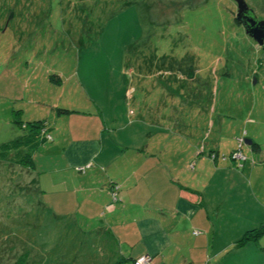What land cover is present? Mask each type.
Listing matches in <instances>:
<instances>
[{"label":"rangeland","instance_id":"374dc122","mask_svg":"<svg viewBox=\"0 0 264 264\" xmlns=\"http://www.w3.org/2000/svg\"><path fill=\"white\" fill-rule=\"evenodd\" d=\"M244 1L264 21V0ZM235 6L234 0H0V264L98 262L81 217L77 226L67 225L71 213L55 220L42 208L29 169L17 162L36 146L22 142L27 122L41 120L46 140L85 139L99 137L105 126L98 110L120 126L142 108L156 127L185 124L186 144L202 153L216 147L219 159L233 151L245 157L250 136L264 156V40L259 46L245 33Z\"/></svg>","mask_w":264,"mask_h":264},{"label":"crops","instance_id":"0c3cea01","mask_svg":"<svg viewBox=\"0 0 264 264\" xmlns=\"http://www.w3.org/2000/svg\"><path fill=\"white\" fill-rule=\"evenodd\" d=\"M137 114L114 126L116 117L98 110L105 125L99 137L46 140L38 132L28 169L42 208L55 220L71 213L68 226L81 217L97 264H132L143 254L150 264H264L260 141L245 138L240 162L219 159L216 147L211 156L186 144L185 124L171 131L143 117L142 108ZM132 135L137 139L127 142Z\"/></svg>","mask_w":264,"mask_h":264},{"label":"water","instance_id":"95a60500","mask_svg":"<svg viewBox=\"0 0 264 264\" xmlns=\"http://www.w3.org/2000/svg\"><path fill=\"white\" fill-rule=\"evenodd\" d=\"M236 10L234 19L243 27L245 33L251 37L257 45H262L264 40V21H256L252 11L244 0H234ZM248 145L250 141H245Z\"/></svg>","mask_w":264,"mask_h":264},{"label":"trees","instance_id":"16d2710c","mask_svg":"<svg viewBox=\"0 0 264 264\" xmlns=\"http://www.w3.org/2000/svg\"><path fill=\"white\" fill-rule=\"evenodd\" d=\"M263 48H264V45H263ZM18 122V121H17ZM19 123V122H18ZM28 124H29V131L27 132V134L26 135H22L21 136V138L23 139L22 140V142H25L26 140H27V142L28 143H30V140H34L35 139V137H39V136H37L38 134V132L40 133V136L42 135H44V138H46L45 137V127H44V125H43V122H41V120H39V121H37V122H27ZM41 136V137H42ZM41 139V138H40ZM12 142V141H11ZM10 142V143H11ZM27 142H25V143H27ZM9 143H7V144H4L5 146L6 145H8ZM253 146H256V144L255 143H253L252 144ZM212 153H210L209 155H211ZM214 154V153H213ZM18 163H22V166L23 167H27V168H29V164H30V159H29V154H26V153H24L23 155H21V158L20 159H18V161H17ZM263 228V226L259 229V230H261ZM21 256H19L18 258H20ZM133 261V260H132ZM18 264V263H17Z\"/></svg>","mask_w":264,"mask_h":264},{"label":"built area","instance_id":"2783aa9c","mask_svg":"<svg viewBox=\"0 0 264 264\" xmlns=\"http://www.w3.org/2000/svg\"><path fill=\"white\" fill-rule=\"evenodd\" d=\"M47 138H48V136H47ZM231 158L232 159H238L241 161L244 159V156L241 155L239 151H233L231 154ZM112 198L115 199L114 191H112ZM150 261H151V257L147 254H143V255H140L139 257H136L135 259H133L132 264H150Z\"/></svg>","mask_w":264,"mask_h":264},{"label":"flooded vegetation","instance_id":"af4514ba","mask_svg":"<svg viewBox=\"0 0 264 264\" xmlns=\"http://www.w3.org/2000/svg\"><path fill=\"white\" fill-rule=\"evenodd\" d=\"M235 10H236V6H235ZM240 25V24H239Z\"/></svg>","mask_w":264,"mask_h":264}]
</instances>
